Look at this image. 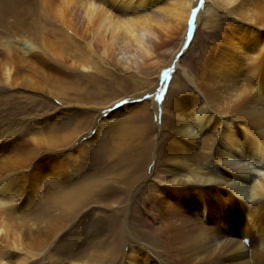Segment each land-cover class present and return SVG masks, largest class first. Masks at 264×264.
Segmentation results:
<instances>
[{
  "label": "bare ground",
  "instance_id": "1",
  "mask_svg": "<svg viewBox=\"0 0 264 264\" xmlns=\"http://www.w3.org/2000/svg\"><path fill=\"white\" fill-rule=\"evenodd\" d=\"M198 1L41 0L37 34L0 38V90L21 85L22 91L39 98L21 105L11 97L7 106L0 102V119H13L0 133V264H264V0H204L196 7ZM221 9L236 12L235 22L219 34L213 28ZM195 12L192 35H197L199 25L206 26L209 36H220L221 42L202 46L197 72L192 73L186 57L193 43L181 52ZM175 35L179 44L184 40L183 47L180 53L167 49L166 64L175 62L166 69L173 75L171 88L165 94L162 86L158 94L153 91L157 78L151 79L150 72L158 75L162 65L156 58ZM38 62L54 77L36 72L27 78L20 73L23 65L31 68ZM116 68L126 72L114 77ZM176 68L182 71L183 84ZM92 75L96 81L107 77L120 98L91 106L92 117L86 108L74 125L70 115H64L54 127L70 132L59 144L72 142L78 149L79 141L92 131L99 137L105 126L120 123L115 131L124 127L122 133L131 126L144 141L134 150L136 161L131 160L138 169L149 152L152 162L153 119L158 125L168 119L170 133L178 138L158 139L157 151L164 160L159 169L150 167L153 188L146 191L156 211L149 222L158 223L154 230L162 251L152 241L138 239L140 247L128 245L126 229L120 251L114 238L109 252L105 243L101 250L95 248L94 237L92 242L77 240L75 248L72 243V248L57 244L65 216L75 217L90 204L88 197L101 189L103 173L86 171L67 184L72 178L60 156L49 159L43 153L56 147V142L42 137L54 109L44 100H63L60 76L83 80ZM134 75L140 77L139 92L137 82H131ZM35 77L45 78L42 85L50 86H41ZM20 89L14 90L21 93ZM133 90L136 93L130 94ZM120 101L122 107L115 109ZM124 110L129 115L119 118ZM136 121L139 124H129ZM197 138L202 140L201 158ZM91 232L99 235L101 230Z\"/></svg>",
  "mask_w": 264,
  "mask_h": 264
},
{
  "label": "rangeland",
  "instance_id": "2",
  "mask_svg": "<svg viewBox=\"0 0 264 264\" xmlns=\"http://www.w3.org/2000/svg\"><path fill=\"white\" fill-rule=\"evenodd\" d=\"M203 1L204 0H199L196 7L201 6ZM40 5L41 0H0V38L6 39L9 38L7 36L13 34L15 35L17 33L28 36H31L30 34H37L35 29L38 26L39 22L41 10ZM231 9L234 11L235 7ZM222 10L223 9H221V11ZM221 11L218 13V19H216V23L214 24L213 28L217 33H219L220 30L224 31V29L227 28L228 23L235 22L234 15L232 14H235L236 11L232 14L230 13V10L225 9L222 12ZM190 17L191 18L188 21L189 23L187 24L184 37V40H186V42L188 43L183 48L184 51H182L181 54L185 52L190 43H193L192 48L188 51V55L186 58L188 65L191 68L190 71L192 73H196L199 60H201L203 55L202 46H209L210 43H215L216 41H218L219 43L221 42V39L220 36L216 37L218 40L214 37L212 38V36L210 37V28L208 29L206 26L204 27L200 25L199 27L197 25V35H192L196 25V23L194 22L196 12ZM183 41L179 44V35H175L173 40L166 43V46L162 48L163 50H161V56L156 58V61L162 65V69L157 76L156 74H153V71L151 70V76L149 77L151 79L154 78V80L157 78L153 91H159L158 94H160L162 86H164L165 94L166 91L170 90L171 88L169 84L172 80L173 75H168L165 81H163L161 76L162 74H164L166 69L174 66L175 62L173 61L170 66L166 64L170 57V50L173 47L176 49V51L181 49V47H183ZM169 48L170 50H167ZM178 52L180 53V50ZM25 66L26 65H23L20 73H25L27 78H29V76L31 77V75L36 76V74H34L36 72L39 75L43 74L42 77L48 79L54 77L44 63H34V66L31 68H28V65L26 68ZM177 70H179V83L183 84L184 79L182 77V71H180L179 68H176V71ZM124 72L126 71H123V69L120 71L116 68L115 70H113V76L116 77L117 75H120V73ZM116 73L117 75H115ZM42 77L40 78V81L38 80V77H35V81L37 80V83H40V85L43 87L50 86L42 85L44 84L43 80L45 79ZM91 77L93 78V75L88 78H84L83 80H78V78L74 76H70V78H63V76H60V86L62 87L63 91V100L58 101V99H55L54 97H49L44 100L48 101L50 105H53L54 109L51 110L53 112H51V116L48 117L50 121L47 123H49L48 125L50 126L46 128L47 131L46 133L44 132L42 137L56 142V147L52 152H48L49 154L47 152L43 153L49 159L54 158L55 156H60L59 162L63 163L66 166L69 172V176L70 178H72L71 181L67 184L72 183L75 177H83L86 174V171L94 172L97 170V172L100 173V169H102L101 173H103L101 176L102 180L100 181L101 189L91 192L90 196L88 197L89 201H91L90 204L87 205V203L85 206H83L75 217H73L72 215L65 216L66 220L63 221L64 225H62L60 231L57 234V244L65 243L67 244V248H72V245L70 244L72 243L73 247L75 248L74 244L77 242V240L83 241L86 239L89 242H92L91 238L94 237L95 243L93 244V246L101 250L102 248L100 245L102 243L108 244L106 249L109 252L114 248L110 245L111 238H114L115 243L117 244L115 246H117V249L120 251L122 246L121 242L123 240L122 232L126 229V232L124 233V239L128 245L132 244V246L134 247H140V244L138 243L139 241H137L138 239H140V241H152V244L162 251L160 238L154 230L158 223L153 224L149 222L152 220L151 218L155 216L156 211L151 207V205H149V201H151L149 198L150 195L147 196L146 191L150 193L153 188L150 181V167H156L159 169L160 163L164 160V158H162L163 156L160 157L159 152L157 151L158 139L160 138V136L171 138L172 135L176 139L178 138L175 136V134L170 133V121L168 119H163V122H161L162 125L161 123L159 124L162 127H160L158 123L155 122V119H153L154 129L152 128L153 134L151 136L153 144H150V149H152L151 151L153 153L152 162L151 164H149L151 158L149 152L146 158V162L142 165V168L138 167V169L136 168V165L131 162V160L136 161L134 150L137 151L138 149L136 147H139L140 144L144 141L139 140L140 137L138 135H134L135 132L131 130V126H126V130L124 133H122L124 127H122L121 129L119 127L115 131V128L119 126L120 123L116 124L115 126H105L103 134L99 137L98 135H95V132L92 131V135H87L85 139L79 141L81 146L78 149L74 147V143L72 142L65 146L61 144L62 142L59 144V142L62 141V139L70 132L69 129L63 131L55 129L56 127H54L55 124L59 123L61 120H64V115L69 114V119L74 125L76 122H78V119L82 116V114L84 116L86 108L87 110H91V113L89 112V115H91L92 117L94 111L90 109L91 106H103L107 98L112 100L120 98V96L117 97V95H115V93H117L115 90L116 87L114 88L110 83H107L109 82V80L106 79L107 77H102L99 81L93 80L91 79ZM134 77L135 78L133 79L136 80L131 82L132 84L137 82L135 88L137 89V92H139L138 83L141 82L139 79L140 77L138 75H134ZM57 80L60 81L59 78ZM15 88L23 89L21 85H17L14 87L9 86L6 91L0 90V102L7 106L9 104V97H11L10 99H14L12 100V102L15 105H21V103L23 102L29 103V101L39 99L37 98V94L35 93H27L25 91H22L21 89L20 93L17 90H14ZM25 88H27V90H31L29 87ZM134 92L136 93V91L133 90V92H131L130 94H135ZM27 94H29L30 96H28ZM152 94L153 93H151L150 95ZM191 94L193 96L194 93ZM25 95L30 97V99L27 100ZM89 95L93 97L85 100V98ZM147 99L149 98H146V100ZM141 103L142 100H139V104ZM81 105H83V107ZM122 105L123 103L120 101L115 109L121 108ZM136 106L138 108L141 107L139 105ZM7 113V115H9V111H7ZM129 113L130 111L128 112L127 110H124L121 112L119 118L126 117L127 115H129ZM89 115L87 116L86 113L85 117H87L88 119ZM17 117H20V115ZM113 119H115V117ZM119 120L121 122V119ZM12 121L13 119L11 118H9V120L7 118L0 119V133H2L6 128L8 129L9 123H11ZM159 121H161V118L159 119ZM131 123L133 125L139 124V122L137 121L130 122L129 124ZM130 136L132 137L126 140ZM24 138L28 139L26 134H24ZM86 139L90 141L86 142ZM197 141L198 143L195 146H199V148H197L196 153L198 154L199 158H201L202 154L204 153L203 148L200 147V143H202V140L198 139ZM31 145H33L32 142ZM122 162H126L127 164L122 165ZM94 164L99 166L92 169V165ZM115 164L117 166H114ZM48 172H50V170H48ZM62 176V178L65 179L67 177V173H63ZM61 183L65 184V180ZM57 193V197L61 196L62 194L59 191ZM138 194L139 196L141 195L140 197L142 199H140ZM124 223H127L128 226L124 227ZM95 228H100L101 233L99 235L91 232ZM156 256L164 257L162 253H156Z\"/></svg>",
  "mask_w": 264,
  "mask_h": 264
},
{
  "label": "snow or ice",
  "instance_id": "3",
  "mask_svg": "<svg viewBox=\"0 0 264 264\" xmlns=\"http://www.w3.org/2000/svg\"><path fill=\"white\" fill-rule=\"evenodd\" d=\"M170 71V70H169ZM164 75H165V77H167V75H168V72L166 71L165 73H164Z\"/></svg>",
  "mask_w": 264,
  "mask_h": 264
}]
</instances>
